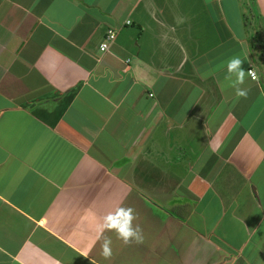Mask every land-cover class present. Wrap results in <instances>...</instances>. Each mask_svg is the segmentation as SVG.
<instances>
[{"label":"crops","instance_id":"1","mask_svg":"<svg viewBox=\"0 0 264 264\" xmlns=\"http://www.w3.org/2000/svg\"><path fill=\"white\" fill-rule=\"evenodd\" d=\"M0 264H264V0H0Z\"/></svg>","mask_w":264,"mask_h":264},{"label":"clouds","instance_id":"2","mask_svg":"<svg viewBox=\"0 0 264 264\" xmlns=\"http://www.w3.org/2000/svg\"><path fill=\"white\" fill-rule=\"evenodd\" d=\"M227 68V75L225 80L230 81L228 87L235 90V94L238 97H247V89H241L239 85H242L246 76H250L253 79H257L256 73L249 69L245 71L242 68L243 61L237 56L232 57L228 61L224 62ZM224 65H221L223 67ZM231 74H235V80H232ZM136 219L134 215V209L132 207H119L112 213H108L103 218V223L99 227V231L102 234L105 230L114 231L118 239L123 241L125 245L131 242L142 243L143 235L139 226L133 227V221ZM111 239L105 237L103 240L101 255L108 259L112 255ZM86 255V254H85Z\"/></svg>","mask_w":264,"mask_h":264},{"label":"built area","instance_id":"3","mask_svg":"<svg viewBox=\"0 0 264 264\" xmlns=\"http://www.w3.org/2000/svg\"><path fill=\"white\" fill-rule=\"evenodd\" d=\"M114 36H115V30H114V28H112V27L106 28L105 33H104V36H103V39L99 42V48L100 49H105L106 46H107L108 41L111 40L112 38H114ZM249 69H251V68H247V71ZM251 70H253V69H251Z\"/></svg>","mask_w":264,"mask_h":264},{"label":"trees","instance_id":"4","mask_svg":"<svg viewBox=\"0 0 264 264\" xmlns=\"http://www.w3.org/2000/svg\"><path fill=\"white\" fill-rule=\"evenodd\" d=\"M108 28V27H107ZM106 30V29H105ZM105 33V32H104ZM104 36V35H103ZM103 39V38H102ZM110 41V40H109Z\"/></svg>","mask_w":264,"mask_h":264}]
</instances>
